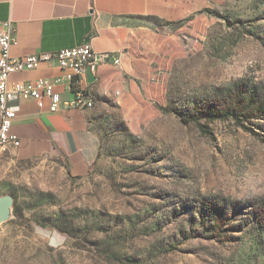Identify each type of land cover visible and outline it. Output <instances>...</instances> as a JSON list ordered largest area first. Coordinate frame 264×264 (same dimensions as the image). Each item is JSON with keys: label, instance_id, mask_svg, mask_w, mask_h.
<instances>
[{"label": "rangeland", "instance_id": "374dc122", "mask_svg": "<svg viewBox=\"0 0 264 264\" xmlns=\"http://www.w3.org/2000/svg\"><path fill=\"white\" fill-rule=\"evenodd\" d=\"M177 2L93 171L8 189L0 264H264V0Z\"/></svg>", "mask_w": 264, "mask_h": 264}, {"label": "crops", "instance_id": "0c3cea01", "mask_svg": "<svg viewBox=\"0 0 264 264\" xmlns=\"http://www.w3.org/2000/svg\"><path fill=\"white\" fill-rule=\"evenodd\" d=\"M177 9V0H0V28L8 20L15 28L11 56L54 53L87 44L110 58L94 73L86 70L73 77L72 89L93 94L91 110L65 108L52 113L47 99L11 102L16 110L11 132L20 146L0 149V197L10 195L8 189L19 180L44 182L60 176L72 182L93 171L101 154L107 105L129 101L148 70L142 49L159 33L145 26V21H169ZM116 58L118 64L113 63ZM62 74L55 62H47L11 74L9 82L46 79L62 98H68L66 85L56 83Z\"/></svg>", "mask_w": 264, "mask_h": 264}, {"label": "built area", "instance_id": "2783aa9c", "mask_svg": "<svg viewBox=\"0 0 264 264\" xmlns=\"http://www.w3.org/2000/svg\"><path fill=\"white\" fill-rule=\"evenodd\" d=\"M14 43V23L8 20L2 23L0 28V149L3 151L17 149L20 146L19 138L11 132L16 115L11 102L31 98L40 103L47 99L52 113L65 108L87 110L89 103L95 102L93 94L85 89H72L73 77H80L86 70L94 73L99 65L110 62L106 53L95 52L87 44L60 49L54 53L13 57L10 52ZM47 62H55L63 71L62 76L56 79V83L65 84L70 97L62 98L55 91L54 84L42 78L10 84L11 74L34 70ZM113 63L118 64L119 59H114Z\"/></svg>", "mask_w": 264, "mask_h": 264}, {"label": "trees", "instance_id": "16d2710c", "mask_svg": "<svg viewBox=\"0 0 264 264\" xmlns=\"http://www.w3.org/2000/svg\"><path fill=\"white\" fill-rule=\"evenodd\" d=\"M248 93H249L248 94V99H250V103H251L252 100H253V99H251L253 94H252L251 91H249ZM240 98H246V97H243V94L242 95H239V96H237L235 98L234 97H229V99H230L228 101L229 106L226 108L225 113H224V116H226V115L227 116H232V115L234 116L235 115L234 110H236V109H233L234 108L233 106H236V108H237V106H240V105L245 106V104H240V101H239ZM93 99H94V97H93ZM253 105L254 104H251L249 106H246L245 108L248 109V108L252 107ZM94 107H95V102H94ZM254 110L260 111L261 110V106H257L256 105L255 108H254ZM203 133H207V132L206 131H203ZM17 214H18V209L16 207H14V215H17ZM255 222L259 225V227L261 228V230L264 231V215H263V217H261L260 219L256 220ZM104 255L108 256L111 259H115L116 258L113 254L107 253V252H105Z\"/></svg>", "mask_w": 264, "mask_h": 264}, {"label": "water", "instance_id": "95a60500", "mask_svg": "<svg viewBox=\"0 0 264 264\" xmlns=\"http://www.w3.org/2000/svg\"><path fill=\"white\" fill-rule=\"evenodd\" d=\"M12 207L13 199L11 196L0 197V225L9 219Z\"/></svg>", "mask_w": 264, "mask_h": 264}, {"label": "bare ground", "instance_id": "6f19581e", "mask_svg": "<svg viewBox=\"0 0 264 264\" xmlns=\"http://www.w3.org/2000/svg\"><path fill=\"white\" fill-rule=\"evenodd\" d=\"M94 108V102H90L89 105L87 106V110H91Z\"/></svg>", "mask_w": 264, "mask_h": 264}]
</instances>
